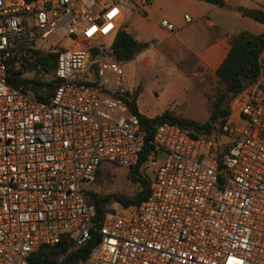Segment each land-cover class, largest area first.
Instances as JSON below:
<instances>
[{
	"label": "built area",
	"instance_id": "1",
	"mask_svg": "<svg viewBox=\"0 0 264 264\" xmlns=\"http://www.w3.org/2000/svg\"><path fill=\"white\" fill-rule=\"evenodd\" d=\"M124 18L107 0H0V264H31L65 238L71 252L93 232L83 264H264V65L210 133L159 124L147 198L96 225L89 186L104 164L136 165L146 144L135 89L110 53ZM34 49L57 54L44 100L8 82L10 62L20 67Z\"/></svg>",
	"mask_w": 264,
	"mask_h": 264
},
{
	"label": "trees",
	"instance_id": "2",
	"mask_svg": "<svg viewBox=\"0 0 264 264\" xmlns=\"http://www.w3.org/2000/svg\"><path fill=\"white\" fill-rule=\"evenodd\" d=\"M215 5L224 6L225 0H205ZM244 17L252 19L264 26V11L261 9H239ZM230 50L227 57L221 63L215 72L222 89L218 91L216 99L213 101V112L208 122L204 124L197 123L178 116L175 112L167 110L162 116L151 119L140 113L137 107L136 94L129 105L131 109L139 116L142 130L146 134V144L140 156L138 163L129 167L133 171L134 179L141 185V190L131 199L116 198V201L123 207H131L141 204L148 196L151 180H147L140 173L141 167L148 161V157L153 151L150 144L156 127L161 123H172L182 127L185 130L191 129V134L198 136L201 133H210L214 123L224 124L230 115V103L227 101L234 95L240 94L254 85L261 75L264 54V31L261 34H253L243 31L236 35L229 36ZM150 48L148 42H143L120 30L111 47L110 53L119 62L126 63L135 59L140 53ZM57 54L42 53L35 56L33 61L23 63L25 70L37 71V74L50 73L53 71V81L43 82L39 79L26 78L23 76V70L17 66L16 61H11L8 69V82L15 88L26 93L36 95L40 100H44L49 96L58 81L54 78L56 69ZM49 88V92L44 90V86ZM51 91V92H50ZM189 131V130H188ZM88 201L96 208V225L100 226V222L105 212V206L109 203L113 196L101 195L87 192ZM99 240L97 233L93 232L91 240L81 248L70 252L71 244L68 239H64L60 244L55 246H41L39 250L33 254L30 259L31 264H81L91 255L93 247ZM65 258L59 262L60 257Z\"/></svg>",
	"mask_w": 264,
	"mask_h": 264
},
{
	"label": "rangeland",
	"instance_id": "3",
	"mask_svg": "<svg viewBox=\"0 0 264 264\" xmlns=\"http://www.w3.org/2000/svg\"><path fill=\"white\" fill-rule=\"evenodd\" d=\"M114 3L125 14L123 24L125 28L128 25L135 24L134 17L136 14L141 15L144 13V10L140 9L135 0H107V5ZM177 28L178 26L175 24L176 31ZM140 33L141 29L137 27L135 37L140 38ZM57 40L55 39L51 43L40 40L35 43L34 47L35 49L46 50L50 44H56ZM62 43L61 46L64 45V49H69L72 46L70 40H65ZM168 43L170 42L165 41L164 44ZM42 53L46 52L35 50L24 62L33 61L35 56ZM147 54H149V61L146 60L145 55H139L129 62L122 63L125 85L135 89L133 97L136 94L138 95L136 104L140 113L154 119L162 116L167 110H171L173 112L176 111V114L182 118L200 124L208 122L214 109L213 101L216 99L218 91L222 89L215 75L199 68L195 72L203 73V76L199 77L200 80L193 77L190 79L188 75H192V73L188 72V75H186L179 71L174 65L172 54L165 53V55H162L153 50H148ZM23 63L20 64V68L26 78L39 79L43 82L53 81V71L37 74L35 69L25 70ZM44 90L49 92V88L46 85ZM228 103H231V98L227 101ZM188 130L192 131L191 129ZM200 135H203V133ZM164 160L165 154L159 153L158 162L161 163ZM155 171V167L150 161H147L140 169V173L147 180L153 179ZM89 188L91 192L96 194L114 197L105 206V213L109 214L120 206L116 198L131 199L136 192L141 190V185L135 181L132 169L104 164L98 172L95 183ZM64 258L65 256L60 257L59 262Z\"/></svg>",
	"mask_w": 264,
	"mask_h": 264
},
{
	"label": "crops",
	"instance_id": "4",
	"mask_svg": "<svg viewBox=\"0 0 264 264\" xmlns=\"http://www.w3.org/2000/svg\"><path fill=\"white\" fill-rule=\"evenodd\" d=\"M135 1L144 13L136 14V25H128L125 30L135 36L137 27H140L138 39L150 44V48L139 55H145L148 60V50L162 55L172 54L174 65L179 71L186 75L188 72L192 73L188 75L190 79L193 77L200 80L199 77L203 76V73L195 72L199 68L215 75L230 50L229 36L243 31L253 34H261L264 31L262 24L244 17L239 11H264V0H225L224 6L205 0ZM185 15L192 19L190 23L184 21ZM163 19L176 24L177 31L173 34L167 32L161 26ZM165 41L170 43L164 44ZM262 62L264 65V54Z\"/></svg>",
	"mask_w": 264,
	"mask_h": 264
}]
</instances>
